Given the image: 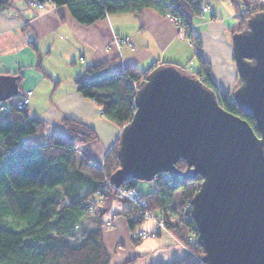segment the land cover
Masks as SVG:
<instances>
[{"label":"trees","instance_id":"16d2710c","mask_svg":"<svg viewBox=\"0 0 264 264\" xmlns=\"http://www.w3.org/2000/svg\"><path fill=\"white\" fill-rule=\"evenodd\" d=\"M23 1L28 6L30 0ZM45 1L65 6L74 20L82 25L93 24L107 14H137L153 8L163 15L177 18L183 26H189L192 16L200 15L201 6L206 4L205 0ZM15 2L0 0V11L8 10ZM230 2L239 12L235 17L237 30L251 14L264 10V4L254 0ZM192 40L197 69L187 72L185 66L177 67L217 92L210 76V66L200 56L199 42L195 38ZM154 67L144 71L130 65L125 66L123 72H115L110 62L90 65L85 69L89 79H77V91L94 101L104 119L122 128L134 113L137 86ZM14 75L20 76L18 81L21 80L20 71ZM236 87L237 84L230 93L220 92L219 103L227 112L244 119L258 134L252 116L240 112L232 100ZM61 125L66 133L57 135L47 131V124L41 119H28L26 108H14L5 115L0 114V264L111 262V255L104 245L102 217L112 203H122L117 190L106 184L118 168L117 140L105 153L103 165L99 167L78 154L82 146L97 140L94 130L69 118H63ZM176 167L183 171L186 166L179 161ZM200 181V178L192 181L171 179L161 173L153 180V191L141 194L147 203L146 210L154 211L165 222V229L185 248L179 259L166 264H203L196 233L193 241H189V229L194 226L189 201ZM194 182L197 186L192 189L190 185ZM129 188L138 191L136 181H127L120 186V189ZM96 195L98 199H92ZM120 214L125 218L130 234L145 221L139 207L123 206ZM154 227L155 224L152 229ZM134 260L130 258L125 264Z\"/></svg>","mask_w":264,"mask_h":264},{"label":"water","instance_id":"95a60500","mask_svg":"<svg viewBox=\"0 0 264 264\" xmlns=\"http://www.w3.org/2000/svg\"><path fill=\"white\" fill-rule=\"evenodd\" d=\"M8 14L35 15L23 0ZM231 44L238 78L232 100L252 116L258 134L223 109L219 92L174 64H161L134 92V113L118 136V168L109 182L118 188L161 173L200 178L189 205L201 262L264 264V10L232 33ZM19 78L0 74V102L20 94Z\"/></svg>","mask_w":264,"mask_h":264},{"label":"crops","instance_id":"0c3cea01","mask_svg":"<svg viewBox=\"0 0 264 264\" xmlns=\"http://www.w3.org/2000/svg\"><path fill=\"white\" fill-rule=\"evenodd\" d=\"M205 3L209 11L191 18L193 37L199 42L200 56L210 66L217 91L230 93L237 82L231 44L232 26H237L235 8L230 0H214L215 7L208 0ZM42 5V9L28 6L35 14L29 20L8 14V10L0 11V74L20 71L18 85L24 83L20 94L31 91L28 119H41L47 131L64 135L63 118L91 127L97 140L82 146L78 154L102 167L104 155L118 139L121 128L104 119L93 100L78 93L77 79H89L86 67L110 62L112 68L134 65L145 71L153 65L184 66L190 62L194 71L198 66L193 47L178 39L175 24L153 8L137 14H107L93 24L82 25L65 6L49 1ZM123 206L121 202L112 203L102 217L110 222L103 230L104 245L114 254L111 262L125 264L135 258L133 264H166L184 254L185 248L166 229L156 238L134 242L120 214ZM153 226L154 222L148 220L137 228L151 230ZM123 228L129 236L124 250Z\"/></svg>","mask_w":264,"mask_h":264},{"label":"built area","instance_id":"2783aa9c","mask_svg":"<svg viewBox=\"0 0 264 264\" xmlns=\"http://www.w3.org/2000/svg\"><path fill=\"white\" fill-rule=\"evenodd\" d=\"M31 6H35L37 8L42 9L43 5L42 3L36 2V1H31L30 2ZM209 11V6L208 5H202L201 6V12L205 13ZM176 26V37L180 40H187L190 44L193 45V26L192 23H189V26H183L178 20L177 18L167 14L166 15ZM119 40H116V43H118ZM125 66L124 65H119L115 68V72H119V71H124ZM30 96H31V91H25L23 94L18 95V97L16 98V100L14 102H0V114L5 115L7 113H9L12 109L16 108L19 110H23L25 108H27L28 104H29V100H30ZM106 184L107 186L113 187L117 190V197L120 201H122L124 207H128V208H133L134 207H139V209H141V215L143 217V219L145 221L147 220H151L154 222L155 227L152 230H142V229H138L135 230L133 232H131V237L135 238V239H140V240H145V239H149V238H154L156 232H158L159 230H164L165 229V222L162 221V219L158 218L157 215L154 213V211H150V210H146V200H144V198L142 197L141 193L139 191H137L134 188H129V189H120V187H115L114 185H112L109 182V179L106 180ZM105 188V187H104ZM92 199H98L97 195L94 196ZM91 199V200H92ZM110 226V222H107L106 227ZM190 230V240L189 241H193L194 235L196 233V228L195 225L193 226L192 229Z\"/></svg>","mask_w":264,"mask_h":264},{"label":"rangeland","instance_id":"374dc122","mask_svg":"<svg viewBox=\"0 0 264 264\" xmlns=\"http://www.w3.org/2000/svg\"><path fill=\"white\" fill-rule=\"evenodd\" d=\"M208 1H210V4H212L213 5V7H215L214 6V0H208ZM254 1H257V2H259V3H261V4H264V0H254ZM202 13V12H201ZM204 13V12H203ZM239 13V12H238ZM237 13V11L236 10H234V19H235V17H236V15L238 14ZM234 27L235 26H232V31H235V30H237V26L235 27V29H234ZM177 33V32H176ZM185 41H187V40H185ZM188 42V41H187ZM189 43V42H188ZM189 45L191 46V47H193V51L195 52V48H194V45H192V44H190L189 43ZM194 54V53H193ZM194 64L193 63H191L190 64V62H188L186 65H184L185 67H186V71L188 70V71H190V70H192V68L190 67V66H193ZM180 69V68H179ZM181 70V69H180ZM182 71V70H181ZM187 71V72H188ZM238 85V80H237V82H235V84L234 85ZM23 85H24V83L22 82V83H20V86H19V88L20 89H23ZM233 85V86H234ZM18 96H16V97H12V98H10L9 100H7V102H9V103H11V102H14L15 100H16V98H17ZM153 181L152 182H147V181H136V187H137V189H138V191L141 193V194H146V193H149V192H151V191H153V189H154V187H153ZM196 186H197V182H194V183H192L191 185H190V188H192V189H195L196 188ZM174 219V218H173ZM104 222V221H103ZM105 223V227H106V225H107V222L105 221L104 222ZM124 232V233H123ZM122 236H121V242H123V249L122 250H124V248H126V246L129 244L128 242H129V236H128V231L125 229V228H123L122 229V234H121ZM109 253H110V255H114L113 253H112V250H110L109 249ZM110 264H114V260L112 261V262H110ZM128 264H133V262H131V263H128Z\"/></svg>","mask_w":264,"mask_h":264},{"label":"clouds","instance_id":"9594fccd","mask_svg":"<svg viewBox=\"0 0 264 264\" xmlns=\"http://www.w3.org/2000/svg\"><path fill=\"white\" fill-rule=\"evenodd\" d=\"M32 1H35V0H32ZM44 1H45V0H44ZM44 1H43V2H44ZM30 2H31V0H30ZM30 2L28 3V6H31V5H30ZM36 2H37V1H36ZM43 2H42V3H43ZM39 3H40V2H39ZM32 7H33V6H32ZM34 7H35V6H34ZM193 38H194V37H193ZM19 95H20V94H19Z\"/></svg>","mask_w":264,"mask_h":264},{"label":"flooded vegetation","instance_id":"af4514ba","mask_svg":"<svg viewBox=\"0 0 264 264\" xmlns=\"http://www.w3.org/2000/svg\"><path fill=\"white\" fill-rule=\"evenodd\" d=\"M237 80H238V78H237ZM218 92V91H217ZM220 93V92H219Z\"/></svg>","mask_w":264,"mask_h":264}]
</instances>
